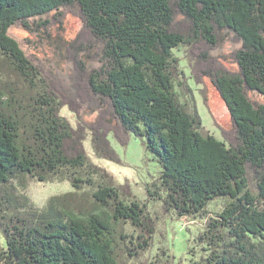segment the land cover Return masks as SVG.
<instances>
[{"label": "trees", "instance_id": "obj_1", "mask_svg": "<svg viewBox=\"0 0 264 264\" xmlns=\"http://www.w3.org/2000/svg\"><path fill=\"white\" fill-rule=\"evenodd\" d=\"M65 13L82 24L67 49L72 96L9 33L47 34ZM224 35L239 45L233 70L210 54ZM179 48L193 60L191 79L209 78L229 111L221 139L181 101ZM89 51L95 67L80 57ZM64 108L99 117L74 127ZM87 130L95 156L111 161L108 136L121 146L141 139L161 169L150 199L206 220L193 264H264V0H0V264H130L148 250L153 220L129 185L89 161ZM32 181L73 191L39 208L25 194ZM218 198L221 211L208 217ZM160 253L149 264H173Z\"/></svg>", "mask_w": 264, "mask_h": 264}, {"label": "rangeland", "instance_id": "obj_2", "mask_svg": "<svg viewBox=\"0 0 264 264\" xmlns=\"http://www.w3.org/2000/svg\"><path fill=\"white\" fill-rule=\"evenodd\" d=\"M81 21L74 15L65 13L61 24L50 27L47 34L29 33L22 28H11V36L19 40L25 52L33 56L61 83L66 91L72 96L75 92L72 87V76L74 72L71 62L72 54L67 52L69 46L76 39L81 30ZM239 47L234 39L224 35L219 46L211 51V57L218 60L229 70H233L235 64L231 54ZM178 58L179 64L176 66L175 85L180 94L182 102L192 103L201 119L204 133L221 139L222 131L232 129L229 111L207 77H202L200 82L195 83L189 74V67H193V60L187 49H176L173 51ZM74 54V53H73ZM80 56V55H79ZM82 59L88 67L97 65L91 57L93 51L81 53ZM190 65V66H189ZM183 72V76L181 75ZM191 97L189 98V93ZM214 96H216L214 99ZM216 102L224 108L226 118L224 121L216 114L214 109ZM219 107L217 106L216 109ZM214 110V111H213ZM72 126L78 123L86 126L95 123L99 117V111L83 110L79 115L74 116L67 108L61 110ZM89 131H86L83 140L84 150L89 161L103 169L113 184L116 186L129 185L132 198L145 206L147 215L153 220L155 233L149 248L139 258L131 261L130 264H149L154 261L158 263L165 259L160 258V250L165 249L166 254L171 256L173 264H193L199 261L203 254L202 246L195 243L197 234L204 228L205 219L193 220L188 217H177L172 211H167L161 201H153L147 194V188L157 179L161 171L160 166L143 145L141 139L130 137L126 146H121L111 136H108L111 148L117 160L111 161L98 158L92 151V144ZM70 184L66 181H53L50 183L29 182L25 194L39 208L43 207L47 200L55 195H64L72 192ZM223 200L218 198L208 206V217L221 211ZM0 245H4V238L0 230Z\"/></svg>", "mask_w": 264, "mask_h": 264}, {"label": "bare ground", "instance_id": "obj_3", "mask_svg": "<svg viewBox=\"0 0 264 264\" xmlns=\"http://www.w3.org/2000/svg\"><path fill=\"white\" fill-rule=\"evenodd\" d=\"M215 97L216 96H214V94H213L214 99H216ZM217 106L219 107L218 109H216ZM214 109L216 110V114L221 118L222 121H224L226 119L224 117H226V116H225L224 108L222 107V105L219 102H216Z\"/></svg>", "mask_w": 264, "mask_h": 264}]
</instances>
